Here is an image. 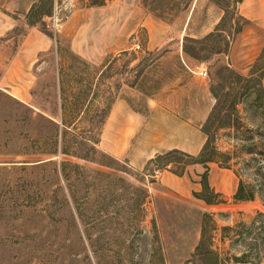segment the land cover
Masks as SVG:
<instances>
[{
	"label": "rangeland",
	"instance_id": "1",
	"mask_svg": "<svg viewBox=\"0 0 264 264\" xmlns=\"http://www.w3.org/2000/svg\"><path fill=\"white\" fill-rule=\"evenodd\" d=\"M104 1V7H93ZM192 1L142 0L149 12L174 24L172 40L148 50V30L141 29L131 37L128 50L120 52L124 54L105 55L91 69L71 57L73 40L99 33L93 27L96 19L108 24L114 17L121 23L127 0H45L42 14L32 19L30 11L10 15L15 27L0 39V264H188L196 259L204 214L212 217L209 235L226 264H264V177L260 174L264 169V19L238 5V14L247 24L233 39L230 16L223 29L232 42L225 55H216L215 49L224 51L226 46L220 36L198 39V45L185 41L182 30ZM209 1L225 6L230 0ZM24 2L27 6L31 0ZM40 4L37 0L32 8ZM204 5L200 3L192 17L190 34L196 30L201 34L211 20ZM33 21L38 23L32 25ZM45 39L49 48L35 53V44ZM134 43L141 49L135 52ZM185 45L198 54L197 58L186 55L185 65L176 54L166 55L185 53ZM101 52L112 53L108 47ZM203 69L208 71L206 78L200 76ZM59 74L63 99L83 98L80 94L89 83L93 86L87 101L95 106H104L109 95L114 100L127 98L141 111L148 97H196L198 121L205 116L207 121L216 105L212 88L222 89L224 114L229 117L221 116L210 129L216 134L214 145L229 156L238 186L240 181L255 186V201L236 203L221 195L219 204L201 208L165 191L149 192L147 183H156L163 165L151 163L144 171H135L104 153L100 143L96 163L41 156L51 148L45 139L53 129L39 115H58ZM235 101L237 113L228 108ZM93 113L91 108L77 118L72 130L87 132ZM47 160L56 164H42ZM218 161L223 163L222 158ZM60 162L79 165L81 170L68 168L70 177L65 181Z\"/></svg>",
	"mask_w": 264,
	"mask_h": 264
},
{
	"label": "crops",
	"instance_id": "2",
	"mask_svg": "<svg viewBox=\"0 0 264 264\" xmlns=\"http://www.w3.org/2000/svg\"><path fill=\"white\" fill-rule=\"evenodd\" d=\"M35 2L37 0H31L30 4L25 6L27 3L24 0L22 3L6 0L0 4V39H3V36L15 27V21L10 15L19 12L28 13ZM202 2L207 7L208 13H211V20L204 24L207 27L203 28L201 34L199 30L190 34L192 17ZM239 5H245V8L253 16H255V12H258L259 17L264 19L263 1L261 3L257 0H243ZM121 15H123L121 23H119L118 18L114 17H111L108 24H105L106 20L96 19L93 27L99 28L100 32L94 34L96 37L89 35L84 40H80L77 35L72 43L74 54L96 67L95 64L99 63L105 55L112 54L116 57L124 54L120 52L128 50L127 46L130 39L137 35L141 29L148 30V39L145 43L148 50L159 49L165 46L169 40H172L169 38L173 32L174 24L149 12L142 0L132 5L127 0ZM223 17L224 11L217 4H213L209 0H193L190 5V16L185 21L182 30L185 40H198L209 36L215 31ZM108 25L109 28L106 27ZM91 36L94 37L93 40H91ZM45 40L41 41L39 45L35 44L34 47L37 48L35 53H42L49 48V42ZM134 40L136 41L138 38L135 37ZM30 41L32 39H29L27 43ZM106 47L112 53H102L101 51ZM175 54L185 65V53H166V55ZM163 59L165 57L160 58L159 61ZM181 88L183 90L185 86L179 87L180 90ZM129 89L135 90L134 87ZM197 105L198 99L196 97L165 98L153 96L146 99L145 109L141 111L135 109L127 98L116 97L102 128L100 147L104 153L117 161L126 162L135 171H144L149 162L172 150L197 156L206 142L202 128L207 119L205 116L198 121ZM209 168L211 188L217 194L233 200L238 190V182L234 172L231 169L219 167L217 163L209 164ZM204 170V167L198 164L188 166L183 176H177L170 170H163L156 175V183L148 182L146 188L149 192L165 191L167 194H174L195 201L198 206L204 208L207 204L194 197V193L202 191L200 175L203 174Z\"/></svg>",
	"mask_w": 264,
	"mask_h": 264
},
{
	"label": "trees",
	"instance_id": "3",
	"mask_svg": "<svg viewBox=\"0 0 264 264\" xmlns=\"http://www.w3.org/2000/svg\"><path fill=\"white\" fill-rule=\"evenodd\" d=\"M43 1L41 0V4L37 5L32 8V10L29 13V18H33L38 16L41 9V6L43 5ZM243 0H230L225 6L217 5L223 9L224 11V17L222 18L221 22L216 27L215 31L207 36L205 40L218 37L220 36L222 41L225 42V50H217L215 49L216 55H225L228 52L230 43L232 40L229 41L230 36L226 33V31L223 29L226 26V21L231 16V19L234 21L231 27V30H233V39L242 33L244 26L247 24V21H245L239 14H238V5L242 3ZM105 1L102 4H94L93 7H100L103 6ZM216 4V3H215ZM39 13V14H38ZM48 14H50V11H48ZM38 22L33 21L31 22L32 25L37 24ZM224 34H227V36L223 37ZM228 38V39H227ZM231 38V39H232ZM228 41H226V40ZM186 42H193L195 44H200L201 41L193 40V39H186ZM220 41V40H219ZM216 45H213L211 49L215 48ZM184 52L186 55L197 58L198 54L195 51H190V49L187 47V45L184 46ZM213 52V53H214ZM264 53V50H263ZM59 55V53H58ZM60 56V55H59ZM71 57L75 59L77 62H79L82 66L88 67L91 69L93 67L88 62H86L81 57L77 56L74 53H71ZM56 58L58 56L56 55ZM96 68V67H93ZM230 71V70H228ZM231 74H234L233 71H230ZM237 76V75H236ZM253 76V74H251ZM239 79H243V77L238 75ZM252 79V78H251ZM250 79V80H251ZM58 89L56 88V91L59 92V102L56 105L57 106V112L58 115L54 117L52 114L46 113L47 116H44L40 114V118L47 122L50 127L53 129V133L51 137H47L45 139L48 146L51 148L45 151L40 152L41 156L45 157H74L79 160L83 161H90L96 163L95 156L99 153L97 147L100 143V134L102 131V128L109 116V113L111 111L113 102L115 101L111 95L107 98L106 104L104 106H95L91 101H87L89 97V92L91 90V86H93L91 83H89L86 86V90L82 91L80 94L83 98L78 99L76 101H72L70 99H63V87H62V81H61V75L58 76ZM212 94L216 99V105L211 112L208 120L204 124L202 131L206 136V142L201 150V152L197 156H192L189 154H186L179 150H172L165 154L157 156L154 160L148 163H159L163 165V167H159V170H170L173 174L177 176H183L186 172V169L188 166L191 165H201L204 167V173L200 175V183L202 185V191L200 193H194V197L197 199H200L204 201L207 205H217L221 202V194H217L210 186L209 183V164L211 163H219L221 168L225 169H231V166L229 165L230 158L226 154H223L219 152V150L215 147L214 141L216 139V134H212L211 130L213 125L218 121L221 116L225 115L229 117L228 115L224 114V112H227L226 105L224 104L223 100V94L222 89H214L212 88ZM17 103L24 109H26L30 113H34V111L29 108L28 106L24 105L23 103H20L17 101ZM237 103L236 101L231 104L228 108L230 111H235V113L238 112L237 110ZM94 107V108H93ZM93 109L94 113L91 117H88V123L90 124L89 129L87 132L89 134H94L96 136L90 135L88 136V133L85 131H82L80 133H77L74 129L76 122L78 121L77 118L80 117V119L87 113V111L90 109ZM44 113V111H43ZM71 116V117H70ZM222 124V123H221ZM227 124V123H225ZM228 125V124H227ZM224 123L220 125V128H223ZM85 135V136H84ZM93 136V137H91ZM44 140V139H43ZM90 144V145H89ZM82 147H86V151H82ZM248 154H253V152L249 151ZM222 158L223 163L218 161V159ZM27 163V162H25ZM42 164H56L54 161L42 162ZM60 176L63 178V180L67 181L70 177V173L67 171L68 168H73L74 170H81V167L79 165H73L70 162H60ZM41 165V164H40ZM261 177H264V169H260ZM255 186L253 185H247L244 182L240 181L238 190L236 195L234 196V200L236 203H246V202H252L256 199V190ZM148 195L146 194V197ZM263 204H264V197H261ZM213 220L210 214H204L203 216V225H202V232H201V240L199 245L196 248V253L194 255L195 262H190L188 264H226V260H223L220 255L216 252L214 249V245L212 242V237L209 235L210 228L212 227ZM225 232L228 231V228L223 229ZM236 262H240L239 258L235 259Z\"/></svg>",
	"mask_w": 264,
	"mask_h": 264
},
{
	"label": "built area",
	"instance_id": "4",
	"mask_svg": "<svg viewBox=\"0 0 264 264\" xmlns=\"http://www.w3.org/2000/svg\"><path fill=\"white\" fill-rule=\"evenodd\" d=\"M132 49L136 52L138 50L141 49L140 45L138 43H134ZM200 76L206 78L208 77V71L206 69H203L201 72H200Z\"/></svg>",
	"mask_w": 264,
	"mask_h": 264
}]
</instances>
